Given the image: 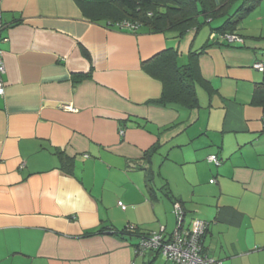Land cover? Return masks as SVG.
<instances>
[{
  "label": "crops",
  "instance_id": "1",
  "mask_svg": "<svg viewBox=\"0 0 264 264\" xmlns=\"http://www.w3.org/2000/svg\"><path fill=\"white\" fill-rule=\"evenodd\" d=\"M79 1L2 0L0 264H169L120 232L172 233L178 200L185 228L209 223L206 255L264 264V0L240 46L109 28ZM169 47L198 53L199 107L151 103L163 82L143 63Z\"/></svg>",
  "mask_w": 264,
  "mask_h": 264
},
{
  "label": "trees",
  "instance_id": "2",
  "mask_svg": "<svg viewBox=\"0 0 264 264\" xmlns=\"http://www.w3.org/2000/svg\"><path fill=\"white\" fill-rule=\"evenodd\" d=\"M261 1L222 0L218 4L215 0H85L79 1V4L90 21H105L109 28L135 34L146 28L151 33L175 32L177 37H183L189 31L198 32L206 24L222 19L220 25L210 27L212 34L217 36L214 40L228 46H240L244 43V37L236 29ZM229 35H236L241 40L230 41L227 38ZM82 51L89 56L84 47ZM197 54L196 51H191L189 62L179 65L180 51L175 47H169L143 63L147 73L163 82L162 96L151 103L161 106L178 105L189 109L199 107L195 89L196 77L200 75L199 68L194 62V56ZM257 62L264 61L255 63ZM260 72L264 73V71ZM262 88L264 81L255 91V99L260 103H264ZM178 202L180 201L175 203ZM176 220L178 226V219ZM184 229L187 228L184 226ZM108 231L115 233L112 229ZM173 232L165 235L171 236ZM121 233L139 235V237L150 234V232L142 233L135 225L129 226ZM152 252L159 254L157 251Z\"/></svg>",
  "mask_w": 264,
  "mask_h": 264
},
{
  "label": "built area",
  "instance_id": "3",
  "mask_svg": "<svg viewBox=\"0 0 264 264\" xmlns=\"http://www.w3.org/2000/svg\"><path fill=\"white\" fill-rule=\"evenodd\" d=\"M3 28L2 21V0H0V33ZM230 41L241 40L236 35H229ZM254 68L264 71V62H257ZM7 72L4 53L0 49V94L5 93V82L3 75ZM73 110L70 106H67ZM208 161L217 165L221 160L216 155L208 156ZM122 209L126 205L119 201ZM175 213L178 219V226L171 236L161 232H150V234L141 236L136 246L137 254H144L147 251H157L169 264H222L221 260L209 257L204 252L203 237L206 234L209 223L201 218H195L191 230L184 229L185 212L181 203H175Z\"/></svg>",
  "mask_w": 264,
  "mask_h": 264
},
{
  "label": "rangeland",
  "instance_id": "4",
  "mask_svg": "<svg viewBox=\"0 0 264 264\" xmlns=\"http://www.w3.org/2000/svg\"><path fill=\"white\" fill-rule=\"evenodd\" d=\"M222 19H218V20H215L214 22H212V23H210V24H206L205 25V27L204 28H209L210 29V27H214V26H218V25H220L221 23H222ZM177 39H179V38H177Z\"/></svg>",
  "mask_w": 264,
  "mask_h": 264
}]
</instances>
